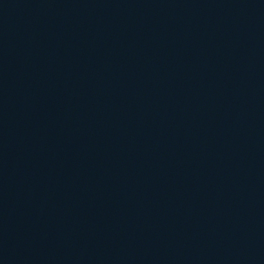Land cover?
Returning <instances> with one entry per match:
<instances>
[{
    "label": "water",
    "instance_id": "obj_1",
    "mask_svg": "<svg viewBox=\"0 0 264 264\" xmlns=\"http://www.w3.org/2000/svg\"><path fill=\"white\" fill-rule=\"evenodd\" d=\"M0 264H264V0H0Z\"/></svg>",
    "mask_w": 264,
    "mask_h": 264
}]
</instances>
